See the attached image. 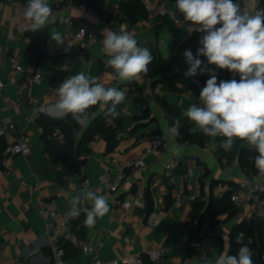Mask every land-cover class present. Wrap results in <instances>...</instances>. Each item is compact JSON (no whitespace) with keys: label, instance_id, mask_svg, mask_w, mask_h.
Returning <instances> with one entry per match:
<instances>
[{"label":"crops","instance_id":"1","mask_svg":"<svg viewBox=\"0 0 264 264\" xmlns=\"http://www.w3.org/2000/svg\"><path fill=\"white\" fill-rule=\"evenodd\" d=\"M127 1L96 0L95 14L88 15L78 8L77 1L48 0L52 9L55 2H60V7L54 13L48 28L20 32L18 27L22 21L19 10L21 4H26V0H0V79L5 81L4 87L0 90V121L9 119L15 124V132H12L8 139L3 137L2 139L7 147L16 136L22 135L30 148L26 156L3 152L1 160L3 167L0 168L4 170L0 173V264H49L52 261L50 242L68 240L65 233L60 238L47 234L42 202L52 201L57 214H67L71 197L81 191L82 177L89 178L91 183H97L105 172L114 175L121 164L138 158L154 136H160L168 143L165 121L169 126L170 124L156 97L177 108L180 111V118H184V111L199 98L200 92L195 88V80L200 79L204 83L210 78L207 73L194 77L184 76L188 65L184 61L183 53L186 49L196 53L202 33L189 34L185 27L175 25L169 16L150 14L146 10V4L155 6L158 0H140L144 9L134 24L138 44L143 47L155 44L158 54L164 60L172 58L174 61L165 78L175 76V79L171 85L167 82L168 79L152 85L150 80H146L141 74L139 79L132 82H119L113 76V69L105 63L108 56L103 49L102 32L105 28L119 31L122 23L130 24L121 9ZM175 3L176 0H170L166 8L179 13L175 10ZM114 4L118 7H113ZM65 17L72 19V25L64 22ZM80 19H87L95 24L96 35L93 39L83 41L75 37L77 20ZM51 31H59L62 34L65 39L64 45L57 46L51 41ZM159 40L163 42L159 44ZM34 44L38 46L39 52L45 53L38 63L26 57L27 49ZM53 46H57V49L49 52ZM174 48H177L176 56L171 55ZM9 53L20 57L25 72H38L42 75L40 82L31 85L27 99L19 107L14 108H7L8 102L18 94L17 87L6 82L11 72L6 58ZM56 57L65 60L60 62L54 59ZM201 59L206 63L204 57ZM63 65L66 67L63 68ZM102 65L114 78L112 86L126 91V99L120 109L124 128L118 132V142L111 151H106V141L101 136L97 135L95 140L89 143L90 151L83 157L85 163L80 176L67 166L51 161L45 152V142L41 137L43 128L38 119L43 118L46 121L65 119L57 118L48 111V106L55 100V88L65 78L81 71L94 77ZM208 67L216 71L218 82L237 79L236 75L233 76L227 70L216 69L214 65ZM56 72H62V76L52 83ZM130 85H135L139 89V96L133 95L129 90ZM101 111L97 107L95 113ZM146 111L147 115L144 116ZM156 130L159 131L158 135L153 134ZM80 134L81 132L76 129V139ZM207 141L208 150L203 147L184 148L178 157L183 161L188 156H195L204 165V172L195 168L188 174L180 164L171 174L165 173L163 163L172 156L169 152L158 161L154 154L143 158L148 167L141 181L144 207L122 209L116 214L112 211L110 201L113 197L124 196L139 189L132 178L124 181L117 193L107 196L110 211L98 218L94 226H85L83 213L78 218L70 217V232L76 235L73 229L77 230L81 225L84 226L83 231L76 236L87 243L91 251L84 252L69 241L76 248L73 254L66 256L69 264H93L96 260L104 264H118L124 255L140 258L145 256L153 264H176L185 256L193 255L194 252L188 255V250L194 248L193 244L196 241L190 236L191 229L187 232L188 240H183L186 234L184 225L190 223L193 227L199 216L193 214L192 202L188 200L175 202L170 194L171 190L177 189L188 194L199 193L205 200L210 194L214 198H220L228 190L232 193L247 178L246 172L240 168L236 158L228 160L225 157L228 161L227 168L220 165L218 149L230 151L221 146L222 138H209ZM184 172L188 176L186 182ZM250 179L252 183L259 181L257 176ZM212 180L218 183L211 185ZM233 185L236 187L233 188ZM168 195L170 204L167 206ZM148 197L152 202L149 212ZM149 214L158 219L154 228L144 224ZM216 223L220 226L215 227ZM237 224H245L252 228L258 242L257 222L247 218L246 204L238 208L231 217L220 215L214 220H207L205 236L206 250L210 256L209 264H214V259L221 252L232 254L230 234ZM159 249L163 250V257L159 263H154L150 254Z\"/></svg>","mask_w":264,"mask_h":264},{"label":"clouds","instance_id":"2","mask_svg":"<svg viewBox=\"0 0 264 264\" xmlns=\"http://www.w3.org/2000/svg\"><path fill=\"white\" fill-rule=\"evenodd\" d=\"M175 10L187 22V32L202 33L199 47L183 53L188 65L185 77L207 73L210 78L201 89L198 101L191 104L183 115L193 124L191 131L211 138H222V147L231 150L237 141L244 142L257 154L254 166L264 177V6L260 0H176ZM48 0H26L23 16L30 22L31 31L48 28L53 18ZM103 49L108 56L106 65L113 69L115 78L129 83L147 73L154 57L149 48L139 46L131 31L105 28L102 32ZM50 39L57 46L65 39L59 31H51ZM201 57L206 59L202 60ZM227 70L239 75V80H219L214 69ZM126 99V91L106 86L97 77L81 71L62 80L55 88L54 103L48 111L57 118L69 115L81 126H87L95 113L89 109L98 106L109 119L121 116L119 106ZM180 121L170 126L165 121L168 138L167 150L180 157L184 147L177 143ZM83 202L90 204L82 206ZM67 215L85 216V226H94L96 220L110 211L106 195L99 191L77 192L70 199ZM241 242V238H237ZM253 253L242 244L236 254L221 252L214 264H254Z\"/></svg>","mask_w":264,"mask_h":264},{"label":"built area","instance_id":"3","mask_svg":"<svg viewBox=\"0 0 264 264\" xmlns=\"http://www.w3.org/2000/svg\"><path fill=\"white\" fill-rule=\"evenodd\" d=\"M170 0H158L157 5L151 6L149 4H146V10L150 14H160L169 16L173 23L178 26H183L187 29V22H184L182 14H179L177 12L170 11L166 8V4L169 3ZM76 5L78 8L85 12L88 15H94L95 9L94 7L87 6L85 3H79L76 2ZM25 4H21L19 15L22 21V24L19 25L18 30L20 32H26L30 30V22L26 21L23 16ZM60 7V2H55L53 14L57 11V9ZM115 8L118 7L117 4H114ZM78 26L76 28V34L75 37L79 40L87 41L91 40L96 35V26L95 24L87 19L83 20H77ZM64 22L72 25V19L69 17L64 18ZM123 28L127 31H131L135 36V28L134 24H126L122 23L119 26V30ZM163 40H159L158 43L161 44ZM57 49V46H53L49 49V52L52 50ZM172 56L177 55V48H174L171 51ZM7 63L9 64V67L11 68V72L8 74L6 82L13 84L18 89L17 96L7 104V108H14L19 107L21 103H23L28 95L30 94V88L32 84L40 82L42 75L38 72H25L23 67L20 63V57L16 54L9 53L7 55ZM66 66L63 65V68ZM113 76L114 72H113ZM142 76L143 73H142ZM146 80H149L144 76ZM5 81L0 79V90L4 87ZM204 87V83L200 79L195 80V88L197 91H201V89ZM129 90L133 93L134 96H139L140 91L135 85H130ZM196 103H199L197 101ZM105 121L108 124H112L114 127H116L115 123H112V120L109 118H106ZM85 126H81L78 124V132H81ZM12 132H15V124L13 121L9 119H2L0 121V137L8 139ZM51 136L54 138H59L61 136V130L56 127L52 130ZM211 138V137H210ZM208 142L205 143L204 146H200L195 142H183L181 145H183L184 148H200L203 147L206 150H208ZM168 143L163 140L160 136H154L149 140V145L144 148L142 154L136 158V159H130L129 161L121 164L114 175H112L109 172H105L103 176L101 177L100 181L97 183H91L90 179L87 177H82L81 181V191L80 193H83L85 190H93V191H99L102 194L106 195H112L117 193L120 190L121 184L126 181L134 178L133 180L138 184L139 189L135 192L128 193L124 196L120 197H113V199L110 201L112 211L114 214L119 212L122 209H132L133 207H144L143 203V191H142V177L144 174L148 171V167L143 161V158L147 155L154 154L157 158V161L163 158L168 154L167 150ZM30 152L29 144L22 135H18L14 138V141H12L10 144L7 145L5 148L4 153L5 154H22L24 156L28 155ZM80 156L86 157L87 152L82 151L80 153ZM182 164L184 166L185 171L190 174L193 172V170L196 168L200 172H204L205 167L201 164L198 158L195 156H188L183 161L180 158L170 156L167 160L163 163V169L164 172L167 174H171L172 171ZM220 165L223 168H227L228 161L225 157H223L220 161ZM4 170L0 169V173H3ZM247 178L231 193V201L234 203L236 208H240L243 204L247 205V218L250 220L256 221L260 226L262 227L264 231V177H260L258 175V172H253L251 169H248L247 172ZM253 176H257L259 181L257 183H252L251 179ZM244 189L246 192L244 193ZM171 196L175 200V202H182L185 200H188L190 202L195 201L199 198V193H184L180 192L177 189H172L170 192ZM42 205L44 206V216L46 218L45 228L46 232L49 235H53L56 238H60L65 233V238L70 241L74 246L79 247L84 252L91 251V247L84 243L83 241L79 240L77 236L70 232L69 229V221L70 216L67 214H57V212L54 209V203L52 201H45L42 202ZM82 206H90L89 203L83 202ZM172 214V212H169ZM158 222V219L153 214H149L144 224L149 228H154ZM215 227H219L220 224L216 223ZM192 225L190 223H187L184 225V231L186 234L183 236V240L187 241V232L191 229ZM238 237L241 238V243L238 246H242V244H247V246L251 249L253 252L252 246L254 243V238L250 235H248L244 231H239L237 234ZM206 244H207V237L204 236L200 240L196 241L193 244L194 247V254L191 256H185L182 258L179 262L176 264H209L210 263V256L208 251L206 250ZM50 251L52 256V261L49 264H69L67 258H66V252L62 248V246L59 244L58 241H52L50 242ZM151 260L154 263H159L160 260L163 257V250L159 249L154 251L150 254ZM260 259L264 263V250L260 254ZM93 264H104L100 260H96L93 262ZM118 264H143V261L140 257L137 256H130V255H124L120 260L118 261ZM255 264V263H254Z\"/></svg>","mask_w":264,"mask_h":264},{"label":"trees","instance_id":"4","mask_svg":"<svg viewBox=\"0 0 264 264\" xmlns=\"http://www.w3.org/2000/svg\"><path fill=\"white\" fill-rule=\"evenodd\" d=\"M79 3H85L87 6L94 7L96 4V0H73ZM261 6H264V0H260ZM121 9L129 21L130 24H135L138 16L143 13V5L140 0H128L125 4L121 6ZM150 49L154 59L152 63L148 66L147 73H143V75L150 80L152 85L157 83L167 81L169 85L172 84L175 76L165 78L166 74L169 71V67L174 61L172 58L168 60H164L157 52V48L155 44H148L146 46ZM45 53L43 51L39 52L38 46L34 44L30 46L26 51V57L34 62L38 63L43 57ZM60 62H64L65 58L56 57L54 58ZM62 76V72H56L52 83H54L57 79H60ZM94 77H97L100 83L105 84L106 86H112L113 76L108 72L104 65L100 67L98 74ZM237 80H239V75H236ZM205 86V82H204ZM156 100L161 104L164 113L168 119L169 124L171 125L175 120L180 121L179 132L180 135L177 138V142H195L200 146H204L207 140L210 137L203 135L202 133L193 132L191 129L193 128V124L188 121L186 117L180 118V111L171 106L166 101L156 97ZM98 106H95L89 109L90 113H95ZM121 109V105L119 109ZM147 115V111L144 113V116ZM106 117L104 115V111L102 110L99 113H95V117L90 120L87 126L83 128L81 131L80 137L76 139L75 131L78 128V124L72 118L71 115L65 117L62 120L55 121H46L43 118H39L38 122L43 128V132L41 134L42 139L45 142V152L50 157L51 161L54 164H62L67 166L70 170L75 172L76 174L81 176L82 167L85 163V158L80 157V153L82 151L89 152V143L95 140L96 136H101L106 141V151H111L116 146L117 134L120 130L124 128V122L122 116L119 118L112 120V123L116 124L114 127L112 124H108L105 121ZM58 127L61 130L60 138H54L51 136V132L54 128ZM153 134L158 135L159 131L156 130ZM217 139H220L217 137ZM6 144L3 141L2 137H0V168H2V158L3 152L5 151ZM219 159L221 160L223 157H226L228 160L237 159L238 165L240 168L247 172L248 169H251L253 172H257L254 166V157L257 154L254 150L249 149L244 142L237 141L234 143L232 150L224 151L221 148L218 149ZM184 181H187V173H183ZM218 183L215 180L211 181V185ZM233 188L236 185L232 186ZM170 204V196H166V205ZM152 206V202L150 197H148L147 211L149 212ZM192 212L194 215L199 216L197 222L190 230V236L193 240L198 241L202 237H204L207 233L205 230V222L210 219H215L220 215H225L226 217H231L235 214L237 208L234 203L231 201V190L226 191L220 198H214L211 194L207 200L203 198L202 195L199 196L198 199L191 203ZM214 222V221H213ZM84 226H80L79 229L74 230L76 235L78 236L79 232L83 231ZM257 234H258V242L255 240V233L252 228L246 226L245 224H237L233 227L231 231V245H232V254H236L237 248L240 243L237 242V234L239 231H244L248 235L254 238V243L252 246L253 256L252 259L255 264H264L260 259V254L264 250V231L260 224L257 223ZM242 241V240H241ZM59 244L66 252V256H70L76 250V248L70 244L69 241H59ZM69 246H72L71 248ZM194 252V248H190L188 250V255ZM144 264H153L151 261L147 260L145 256L141 257Z\"/></svg>","mask_w":264,"mask_h":264}]
</instances>
